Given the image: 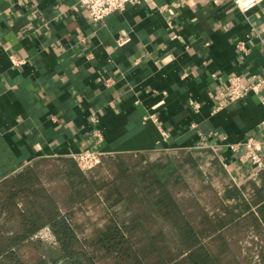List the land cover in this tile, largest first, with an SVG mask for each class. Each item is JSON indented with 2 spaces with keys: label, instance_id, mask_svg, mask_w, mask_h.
<instances>
[{
  "label": "crops",
  "instance_id": "crops-1",
  "mask_svg": "<svg viewBox=\"0 0 264 264\" xmlns=\"http://www.w3.org/2000/svg\"><path fill=\"white\" fill-rule=\"evenodd\" d=\"M154 1L168 7L143 0L94 22L77 0H0V181L89 148L186 151L201 174L191 199L207 207L210 189L229 217L257 207L256 167L228 143L264 144V86L225 97L231 76H264V0L247 13L235 0Z\"/></svg>",
  "mask_w": 264,
  "mask_h": 264
},
{
  "label": "trees",
  "instance_id": "trees-1",
  "mask_svg": "<svg viewBox=\"0 0 264 264\" xmlns=\"http://www.w3.org/2000/svg\"><path fill=\"white\" fill-rule=\"evenodd\" d=\"M142 154L136 164L145 160ZM132 161L131 153L110 154L98 167L83 171L71 156L48 157L4 178L0 181V259L26 264L19 248L45 227L52 229L61 255L49 258L42 253L34 264H58L60 259L71 264H102L104 260L113 264H225L222 256L227 245L218 239L226 242V232L245 227L264 234V170L259 172L257 207L243 216L229 217L212 215L195 199L183 205L176 192L182 193L188 185H177L181 176H175L176 169L170 170L172 158L148 161L147 168L134 174L129 168L114 169L117 162ZM49 162L53 167L45 174ZM55 176L66 182L71 204L108 202V222L81 237L73 214L63 212L46 183V178L51 181ZM3 220H13L15 227H6Z\"/></svg>",
  "mask_w": 264,
  "mask_h": 264
},
{
  "label": "rangeland",
  "instance_id": "rangeland-1",
  "mask_svg": "<svg viewBox=\"0 0 264 264\" xmlns=\"http://www.w3.org/2000/svg\"><path fill=\"white\" fill-rule=\"evenodd\" d=\"M131 154H133L132 163L124 165L120 162H117L114 165V169L118 171L122 168H129L131 173L134 174L140 170H144L145 168H147L148 161H154L157 159L166 161L168 157L172 158L174 160V163L171 167L172 169L170 170L176 169L174 172L175 176H181V181L177 185L181 186L184 182L190 183L189 186L182 191V193L176 192L177 197L180 201H182L183 205H186V201L193 198L194 195L199 192L200 189H202L201 185L198 184L200 183V171L198 168L193 166L194 163H196V160L194 156L189 152L168 151L163 153L161 152L159 154L144 153L142 155L145 156V160H143L141 164H136L139 161L141 155H139V153ZM109 155L110 154H107L105 156ZM262 159L264 162V146L262 147ZM51 167L53 166H51L49 162L48 165L44 167L43 173L47 174V171ZM101 173H104V169L101 170ZM168 174L169 173H167V175ZM45 180L47 185L58 198L63 212H71L73 214V222L75 223L77 232L81 237L90 235L94 231V229L104 226L110 219L111 210L108 202L99 204H71L68 195L69 190L67 189V186L65 184L66 182L64 180H59L57 176H55L51 181L47 178ZM203 189L204 190L198 193V195L199 197H203L205 195L203 198L205 199L206 197V200L208 199V206H204L205 209L207 208L206 210L210 211L212 215L219 214L217 209H219L221 205L218 204V198L216 199V196L213 195L210 189ZM206 200H204L203 202L206 203ZM4 222L6 227H15V223L13 220H6ZM245 229V227L233 228L230 231L226 232L224 234L226 242H224L225 240L222 237L218 239L219 242L226 243L227 245L225 250L223 251L222 256L225 264H264V234L260 235L253 229ZM42 253L48 255L49 258H56L61 255L60 245L50 227L41 229L38 234L33 237V240L27 242L19 248V256L26 264H34L35 262H37ZM9 262L10 261L7 259H0V264H10ZM113 263V260L102 261V264ZM58 264L71 263L67 260L60 259Z\"/></svg>",
  "mask_w": 264,
  "mask_h": 264
},
{
  "label": "built area",
  "instance_id": "built-area-1",
  "mask_svg": "<svg viewBox=\"0 0 264 264\" xmlns=\"http://www.w3.org/2000/svg\"><path fill=\"white\" fill-rule=\"evenodd\" d=\"M80 5H82L89 16V18L94 22H100L105 19L109 14L114 12L124 11L130 4L140 3L143 0H77ZM152 8L156 9H166L167 4L159 5L154 0H145ZM239 9L243 13H247L259 0H235ZM171 24V22H170ZM131 37L125 34L117 39L119 45L126 44ZM240 49L246 50V42L240 41L238 43ZM10 61L13 66H21L27 63L28 59L16 53L10 54ZM264 86V76L255 77L251 80H243L240 75H233L229 78L227 85V96L225 101L227 103L241 99L245 96L248 91L259 92ZM96 135L101 141L103 139L102 132L98 129L96 130ZM228 145L234 150L239 152V157L241 160H251V162L256 167V173L259 174L260 171L264 170V162L262 159V147L264 144L262 141L256 137H249L240 143H228ZM107 155L104 151L100 149H85L82 151L75 152L70 156L75 159L78 166L83 171H90L97 167L101 162L103 157Z\"/></svg>",
  "mask_w": 264,
  "mask_h": 264
}]
</instances>
